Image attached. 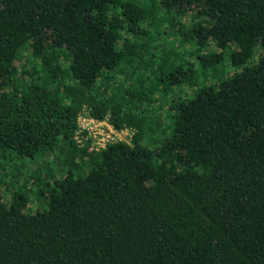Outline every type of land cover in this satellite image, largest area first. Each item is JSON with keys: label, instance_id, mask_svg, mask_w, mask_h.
I'll use <instances>...</instances> for the list:
<instances>
[{"label": "trees", "instance_id": "1", "mask_svg": "<svg viewBox=\"0 0 264 264\" xmlns=\"http://www.w3.org/2000/svg\"><path fill=\"white\" fill-rule=\"evenodd\" d=\"M0 264H264V0H0Z\"/></svg>", "mask_w": 264, "mask_h": 264}, {"label": "built area", "instance_id": "2", "mask_svg": "<svg viewBox=\"0 0 264 264\" xmlns=\"http://www.w3.org/2000/svg\"><path fill=\"white\" fill-rule=\"evenodd\" d=\"M132 135V130H116L106 119H94L85 111L77 119V131L74 134V139L78 143L88 142L90 150L100 151L109 143L122 141L128 143Z\"/></svg>", "mask_w": 264, "mask_h": 264}, {"label": "rangeland", "instance_id": "3", "mask_svg": "<svg viewBox=\"0 0 264 264\" xmlns=\"http://www.w3.org/2000/svg\"><path fill=\"white\" fill-rule=\"evenodd\" d=\"M38 167H40V169H41L40 171H43V172L45 171V169H44L45 166L43 165V163H40ZM32 169H34V167H33ZM34 170H35V169H34ZM21 174H22V176H24V175L26 174V172H25V168H22V170H21ZM22 178H23V177H22ZM7 180H9V181H15L14 178H9V179L7 178ZM2 200H5V193L2 194ZM29 207L32 208L33 205L30 204ZM35 207H36V208H40V204L36 203V204L34 205V208H35Z\"/></svg>", "mask_w": 264, "mask_h": 264}]
</instances>
